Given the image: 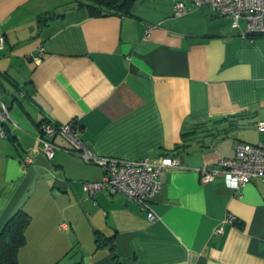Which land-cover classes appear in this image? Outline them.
<instances>
[{
	"label": "crops",
	"instance_id": "1",
	"mask_svg": "<svg viewBox=\"0 0 264 264\" xmlns=\"http://www.w3.org/2000/svg\"><path fill=\"white\" fill-rule=\"evenodd\" d=\"M176 1L91 16L75 0H0V99L11 116L0 136V229L17 208L30 215L19 264H117L110 243L119 264H264V182L235 190L199 172L238 141L264 143V34L243 36L244 20L234 27L210 6L188 2L176 15ZM72 119L98 156L174 153L181 165L160 172L149 208L106 189L90 195L83 182L99 180L100 166L35 149L45 121Z\"/></svg>",
	"mask_w": 264,
	"mask_h": 264
},
{
	"label": "built area",
	"instance_id": "2",
	"mask_svg": "<svg viewBox=\"0 0 264 264\" xmlns=\"http://www.w3.org/2000/svg\"><path fill=\"white\" fill-rule=\"evenodd\" d=\"M188 2L195 8L210 6L216 14L230 17L234 27H239V21L244 20L241 31L243 36L264 34V0H179L174 4L175 14H185ZM152 27L153 25L146 26L145 38L149 37ZM4 46L5 36L0 32V50ZM43 55L44 49L41 46L32 58L38 62ZM10 121L9 107L0 99V136L8 135ZM257 128L264 131V121L258 122ZM57 137L66 145L57 144L54 141ZM35 149L41 150L49 159L53 157L56 149H62L79 156L86 163L97 164L102 168L103 174L99 180L83 182V188L88 194L106 189L111 194L120 193L137 200L143 208H149L151 199L161 187L160 172L164 168L181 165L180 158L174 153L137 159L98 156L81 139V126L76 119L65 124L45 121L35 136ZM31 161L27 159L26 163ZM199 172L202 182H211L221 173L224 184L235 190L248 182H264V143L238 141L232 157L221 158L217 167L203 166L199 168ZM148 215L151 219L154 216L152 211ZM224 221L232 224L236 222L230 214ZM213 232H223V225L217 226Z\"/></svg>",
	"mask_w": 264,
	"mask_h": 264
},
{
	"label": "trees",
	"instance_id": "3",
	"mask_svg": "<svg viewBox=\"0 0 264 264\" xmlns=\"http://www.w3.org/2000/svg\"><path fill=\"white\" fill-rule=\"evenodd\" d=\"M135 0H75L77 7H86L91 16L113 14L130 15ZM227 119V118H222ZM30 222V215L22 208L15 209L5 220L0 229V264H19L18 251L25 244V230ZM238 226L240 223L235 222ZM100 237L97 238V241ZM113 237L106 238L107 241ZM109 250L113 260L119 264L115 243H110ZM79 264V263H75Z\"/></svg>",
	"mask_w": 264,
	"mask_h": 264
}]
</instances>
